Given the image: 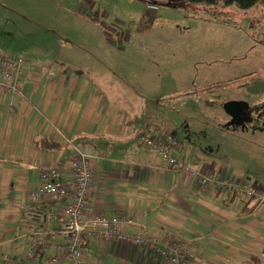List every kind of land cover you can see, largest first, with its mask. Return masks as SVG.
<instances>
[{
  "label": "crops",
  "instance_id": "crops-1",
  "mask_svg": "<svg viewBox=\"0 0 264 264\" xmlns=\"http://www.w3.org/2000/svg\"><path fill=\"white\" fill-rule=\"evenodd\" d=\"M255 64L259 69L248 74L258 76L259 86L247 94L248 102L223 104L216 111L205 102L202 113L219 115L221 108L225 113L233 108L243 121L244 115L264 111V59ZM34 65L18 92L0 94V264H48L63 242L56 233L28 257L32 230L59 231L70 202L33 200L30 195L39 190L45 169H58L63 181L69 180L68 162L75 148L97 157L86 218L117 216L134 222L122 221L121 231L171 233L193 242L197 250L192 264H264V205L244 215L238 198L231 203L230 193L213 185L202 188L200 176L245 182L260 198L252 203L264 201L257 182L199 158L197 146L179 138L166 119L149 122L151 115L161 116L142 95L127 94L119 104L118 95L106 96L79 71L64 66L57 70L50 60ZM160 135H171L179 143L172 151L179 159L174 170H166V163L144 145L146 137ZM82 251V264H167L150 247L117 240L85 238Z\"/></svg>",
  "mask_w": 264,
  "mask_h": 264
},
{
  "label": "rangeland",
  "instance_id": "rangeland-1",
  "mask_svg": "<svg viewBox=\"0 0 264 264\" xmlns=\"http://www.w3.org/2000/svg\"><path fill=\"white\" fill-rule=\"evenodd\" d=\"M0 51L79 71L106 96L118 95V103L127 94L142 95L161 116L151 115L149 122L166 119L179 138L197 146L199 158L264 191V111L242 121L233 108L222 110L223 104L248 102L247 94L259 86L258 76L248 73L264 59V6L0 0ZM171 94L176 98H161ZM205 102L214 111L222 107V114L202 113Z\"/></svg>",
  "mask_w": 264,
  "mask_h": 264
},
{
  "label": "built area",
  "instance_id": "built-area-1",
  "mask_svg": "<svg viewBox=\"0 0 264 264\" xmlns=\"http://www.w3.org/2000/svg\"><path fill=\"white\" fill-rule=\"evenodd\" d=\"M35 67L23 58L0 51V94L18 92L27 71ZM144 145L157 153L166 163V170L178 168L179 159L172 151L179 148V143L171 135L149 136L144 139ZM97 157L75 148L68 162L69 180L64 182L61 172L55 168L42 171L41 185L36 193L31 194L33 200L48 197L53 201L69 198L66 207L65 222L59 231H46L34 228L31 236L32 257L35 250L46 244V239L56 233L61 235L63 242L56 247L48 264H82L83 241L92 238L97 242L111 243L117 240L135 246L150 247L156 255L165 259L167 264H192L197 247L193 242L175 238L171 233L151 235L147 230L141 232L121 231L120 224L133 221L117 216L94 215L86 218L89 197L93 186V160ZM190 173L189 169H185ZM202 188L212 186L226 194H237L240 209L253 198H259L254 188L245 182H234L229 179H214L210 176H200ZM260 199V198H259Z\"/></svg>",
  "mask_w": 264,
  "mask_h": 264
},
{
  "label": "trees",
  "instance_id": "trees-1",
  "mask_svg": "<svg viewBox=\"0 0 264 264\" xmlns=\"http://www.w3.org/2000/svg\"><path fill=\"white\" fill-rule=\"evenodd\" d=\"M176 2L182 3V2H189L192 4H208V5H217L220 3H223L225 5H236L241 10H250L254 9L258 6H264V0H176ZM237 198V194L235 192L230 193L229 197L227 198L228 202H234V200ZM254 198L245 203L242 214L246 215L251 213L254 208H256L258 205H264V201H257L252 203ZM252 203V204H251Z\"/></svg>",
  "mask_w": 264,
  "mask_h": 264
},
{
  "label": "water",
  "instance_id": "water-1",
  "mask_svg": "<svg viewBox=\"0 0 264 264\" xmlns=\"http://www.w3.org/2000/svg\"><path fill=\"white\" fill-rule=\"evenodd\" d=\"M231 105V104H230Z\"/></svg>",
  "mask_w": 264,
  "mask_h": 264
}]
</instances>
